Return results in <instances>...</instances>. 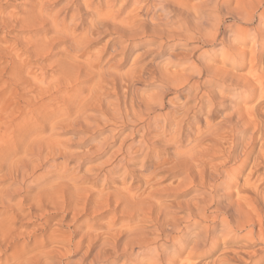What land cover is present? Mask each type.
Returning a JSON list of instances; mask_svg holds the SVG:
<instances>
[{"label":"bare ground","instance_id":"1","mask_svg":"<svg viewBox=\"0 0 264 264\" xmlns=\"http://www.w3.org/2000/svg\"><path fill=\"white\" fill-rule=\"evenodd\" d=\"M29 1L28 8L19 18L10 12L0 11V31L5 32L15 26L29 27L38 31L37 36L13 44H7L9 40L1 37L0 60L10 64L14 73L27 75L20 78V86L43 82L40 73L37 75L32 69L36 67L43 71L42 76L46 69L39 61L46 60L48 66L63 76L65 84H71L78 91L73 93V97H67L68 101L59 105L54 114H49L50 121L45 119L48 111L43 114V121L33 122L32 127L29 121L23 122L30 133L32 128H36L38 136L48 131L39 138L32 139L27 135L26 145L17 146L19 144L16 143L12 146V138L10 142H5L1 133L0 142L9 143V149L7 156L0 154L4 156L0 171L4 170V176L9 177L10 183L0 189V206L3 208L0 213L10 207L12 219L20 215L43 218V223L36 230L41 235L48 228L46 222L50 215L61 212L59 222L65 223V217L71 213L73 228L58 234L54 233L57 228L53 226L47 238L34 239L37 251L30 255L32 249L19 246L16 228L6 224L2 217L0 264H174L176 257L185 251L186 261L198 252L203 257L208 256L217 250L220 239L229 244L223 245L211 259L206 256L205 260H201L202 257L196 256L194 260L180 264H242L254 256L261 263L264 260V178L256 172L264 166V103L261 105L258 96L257 104L252 106L249 114L246 113L247 116L233 111L238 104L237 99L245 98L241 88H248V85L241 78L231 75L232 72L216 71L204 61L208 53L231 55L238 41L250 40L253 46L250 51L255 55L264 52V0H194L197 2L193 4H188L187 0H66L65 7L59 8V4L56 7L58 10L50 4L53 0ZM87 14H90L89 18H85ZM107 32L114 34L111 36L113 39L125 38L129 43H122V40L115 42L105 57H100L101 53L97 57L95 54L94 57L91 54L88 56L89 44ZM206 45L211 46L210 50L199 52ZM138 49L144 51L135 52ZM128 50L135 52L133 57L131 53L127 55ZM149 51L153 52L151 61L137 66V59ZM118 53L122 54L119 58L116 57ZM236 56L232 54L229 57L234 64L241 59ZM125 62L130 65L121 71ZM171 65L183 66L179 73H175L169 71ZM147 76L160 87L159 93L144 95L135 87L138 80ZM12 81L18 86L16 78ZM51 83L53 86L54 83ZM47 89L49 87L37 90V95L22 102L18 108L14 102H8L9 105L4 103V108L15 107L22 111L30 105L24 118L30 109L39 112L41 107H46L40 101L44 93L49 92ZM170 89L191 95L194 107L187 106L185 102L174 106L172 97L168 100L171 109L161 112L165 93ZM109 91L115 95L114 101L107 100ZM262 91L264 93V87ZM52 95L48 94L49 97ZM226 100L233 103L232 111L228 113L224 110ZM93 106L102 109L105 123L110 121L133 126L136 123L137 128L133 127L128 135L121 138L115 150L106 155L102 163L83 167V173H80L77 168L66 166L65 159L71 152L61 147L54 136L66 125L80 122L92 129L93 125L88 120L93 117L88 112ZM191 113L199 115L194 117L204 123L202 129L200 126L192 128L196 121L193 123L190 119ZM57 115L58 118L53 119ZM190 121L192 124L186 125ZM104 122L100 120V124ZM184 126L186 132H193L194 137L188 138L183 133ZM18 137L22 139L20 135ZM205 137L211 139L209 146L220 158L217 163H209L200 153L199 146ZM154 138L171 147V163L186 167L182 178L204 188L202 194L194 190L196 193L186 199L182 207L186 213L182 216L167 204L153 202L151 194L145 196L141 191L133 194L130 191L132 186L125 190H108L103 184L110 180V176H119L124 183V176L132 171L130 166L136 163L147 176L155 177L156 169L169 160L156 156V163L145 165L146 157L156 143ZM93 145L88 148V153L98 151L104 154L109 144L101 140ZM58 158L62 159L61 165L55 163ZM31 190H35L33 194H23ZM14 193L20 196L15 205L10 203ZM232 194L235 195L233 199ZM24 199L28 201V211L25 212ZM108 210L127 214L126 222H133L118 228L110 220L100 233L95 232L91 224L83 227L81 222L78 223L84 215ZM46 246L50 247L47 251ZM8 249H12L9 254L6 253ZM52 252L58 257L57 260L54 258L56 261L48 256ZM67 253H79V257L75 262H62Z\"/></svg>","mask_w":264,"mask_h":264},{"label":"rangeland","instance_id":"2","mask_svg":"<svg viewBox=\"0 0 264 264\" xmlns=\"http://www.w3.org/2000/svg\"><path fill=\"white\" fill-rule=\"evenodd\" d=\"M29 2H30L29 0H0V11L2 13H7V12L9 13L10 12V14H13L15 16L18 15V18H19V17L23 16V14L25 13V10L29 6ZM192 2H197V1L187 0L188 4H191ZM50 4L54 6V9L58 10L59 8H64L65 7L66 0H56V1L53 0V2L50 1ZM59 4L61 5V7L56 8V7L60 6ZM115 8H117V5H115ZM89 17H90V14L85 15V18H89ZM37 33H38V31L36 29H33V28L15 26V27H9L7 29V31H5V32L4 31L3 32L0 31V38L5 36L7 38V40H9V41H7V44H11V43L13 44L15 42H19V41L24 42V41H27L29 39H32L33 37H35V35ZM39 35H41V34H39ZM101 35L96 38L97 40L95 39L89 44V47L87 48V51L89 50L88 51L89 53L86 51V54H88V56L92 55V57H94V54H95V57H97L101 53L100 57L102 55H103V57H105V55L110 50V46L114 45L115 42L117 43V41H121L122 40V43H124V42L127 41L125 38H119V37L113 39L112 37L114 36V34L110 33V32H107V33H104V34H101ZM132 42H131V44H132ZM135 42H138V40L135 39ZM127 43H129V41H127ZM235 44H234V49L233 50H235V48H236V50L232 51L231 53L234 54V55H237L236 57L240 56L239 58H241L242 61H241V59H239L240 60L239 63L236 62V64H234L232 59L229 58L232 54L229 55V56L226 55L228 57L226 59L225 55H222V54H220L218 52H216L215 54L208 53V56H207V58H206V60L204 62L208 66H211L216 71H224L225 70L227 72L229 71V73L232 72V73H230L231 75H234V77H236L238 79L241 78V81L244 80L243 82L248 85V86L246 85L248 88H241L242 95L245 98L241 97V98H239V101L237 99L238 104L235 105L236 108L234 107L232 109L231 105L233 103L230 100H226V102H225L226 105H225V108H224L226 113H228V112H230L232 110L233 111L236 110V112H238V113L242 112V114H241L242 116H247V114H249V112L252 111L251 108L254 107L253 105L257 104L256 102H257L258 98H259V100L262 101L261 105L264 103L263 102L264 101V96H263L264 93L262 91V89L264 87V69H263L264 68V66H263L264 64H261V63H263L262 61H264V52L261 53V55L260 54L259 55H257V54L255 55L254 52L250 51L252 49V47H253L252 46V42L250 40L249 41L248 40L240 41V42L238 41ZM249 44H251V45H249ZM153 46L154 45H152V47L151 46L150 47L153 48ZM210 48H211V46H208V45H206L205 47L203 46L202 50L200 49L199 52L200 51H209ZM101 49H103V50H101ZM106 49H107V51H106ZM237 50H239L240 53ZM140 51L143 52L144 49H142V50L138 49L135 52L140 53ZM135 52H132L131 50L130 51L128 50L127 55H129L131 53L130 55H132L131 57H133V54ZM152 53L153 52L149 51L147 53H144L145 56L142 55L141 57H139L137 59V66L140 67V66H142V64L144 65L145 63L150 62L151 61L150 59L152 58V55H153ZM241 53H242V56H241ZM250 54H252V56ZM120 56H122V54L118 53V55L116 57L119 58ZM223 59H226V60H223ZM1 62H2V60H0V63ZM39 63L41 65H45L46 66V67L44 66V68L46 69L45 70L46 71V73H45L46 75L43 74V75H45V77L43 75L41 76V73L43 71H40L39 69H36V67L33 68L32 71L35 72L37 75H39V73H40L39 77L40 78L43 77L44 81L35 84L36 86L35 85H32V86L21 85L22 87L20 86L19 83H21V81H22L21 79H23L22 76H27V75L25 73H22V74H19V73H16V72L14 73L13 70H12L13 67L9 66L10 64H8L7 62H4V63L2 62L0 64V75H1L0 76V116H2V117H0V136L2 134L4 135L3 138H4L5 142H8V140L10 142V140H11L10 138H12V140L10 142V143H12L11 144L12 146L14 144L17 145L16 143L19 144L17 146L26 145V141L28 140V138L37 139V138H39V136H42L41 134L44 135L45 133H48V131L47 132L44 131L42 133H39V136H38V132H36L38 130L36 128L35 129L32 128V131L30 133V131H28V129H27L28 126H27L26 123L29 121L28 123L32 127V125H34V123L43 121V119H44L43 114L47 113L49 111V113L46 114V118H45L46 121H48L49 117H50L49 114L50 113L54 114L55 111H56V108L59 105L63 104V102H67L68 98H70L73 95L74 92L78 91V89L72 87L71 84L70 85L69 84H65L64 83L65 79L63 78V76H61L60 73H57L52 66H48L49 62H47L46 60L45 61H41L40 60ZM126 63L127 62H125L124 63L125 64L124 67H122L120 69L121 71L127 69V66L130 65V63H128V64H126ZM182 66L183 65H176V66L171 65V66H169V71L170 72L179 73L178 71H181V69H182L181 67ZM37 70H39L40 72L39 71L37 72ZM15 78H16V80H18L17 81V85L18 86H15V84H12L10 82L13 79L15 80ZM59 81H60V83H58ZM149 81H151V82H149ZM51 82L54 83L53 86H52ZM152 84H154V85H152ZM249 84H250V86H249ZM63 85H65V87ZM155 85H157V83L152 78H150L148 76L146 78H142V79L138 80V82L135 83V87L138 89V91L140 93H142L144 95H146V94L147 95H155V94L159 93L160 87L158 85L157 86H155ZM46 86L49 87V89H47L49 92L48 93H44L45 95H43V100H41L40 102L43 103V105H46L47 108L44 107V108H46L44 110V108L41 107L40 110L42 112L39 111L41 113H39L38 110L36 111L38 114L35 111H33V110L31 111V109H30V112H32V113L27 111V115L24 118L25 112H26V110H28L30 108V105H28V106H26L24 108L25 111L24 110L20 111L19 109H16V108H18V106L22 102H27L32 96L37 95V92H36L37 90H39V89L40 90H45L47 88ZM79 86H81V85L79 84ZM16 87H17V90H15ZM249 87H251V88H249ZM18 89L20 90V92H19ZM243 89H244V92H243ZM60 90H62V91H60ZM10 91L12 93H10ZM21 91H24L25 94H24V92H21ZM175 92H177V93H175ZM21 93H22V95H21ZM49 93H52L53 95L51 97H49L48 96ZM107 93H109V95H107V100L110 99L109 101H114L115 95L113 94V92L109 91ZM15 94H16V97H15ZM5 95H7V96L5 97ZM174 96L177 97V98L175 97V99H174L175 102L173 100ZM113 97H114V99H113ZM171 98H172L174 106H179V104L181 105L183 102H185V104L187 106H191V107H194V104H195V101L193 100V97L191 95L188 96L187 94H185L184 91H182V93H181V92H178V91H176L174 89H170V90H167L166 93H165L164 103L166 105L164 104V107L161 110V112H166L169 109H171L170 104H168L169 103L168 100L171 99ZM8 102L9 103L10 102L16 103L17 104L16 108L15 107L13 109L4 108V105L6 103H7V105H9ZM49 102H50V104H49ZM176 103H177V105H176ZM51 107H52V109H51ZM94 107H96V106H93V107H91L92 109H89L88 113L91 115L90 117H93V118H91L92 121H91L90 118H89L90 120H88V121H89V123L91 122L93 127H96V128L93 129V127H92V129H91V127H87L86 125H84L83 122H80V123L73 124V126L72 125H66L63 129H59L57 131L58 134H56V136H54V138L59 140V142L61 144V147H63V148L66 147V149L71 152V154H69L68 157L65 159L66 164H67L66 166L68 168H71V167H73L74 169L77 168V170H79L80 173L82 172L81 170L84 169L83 167H87V166L91 167L92 165H93L92 167H94L99 162L102 163L106 159V155H109L110 152L115 150V148L118 146V143H119L120 139L124 138L126 135H128V133L131 132V129L133 127L137 128V124L136 123H135L134 126L133 125H128V124H127L128 125L127 126L126 124H121V123H110V121H109V124H108V121H107V123H105L102 120V117H103L102 109L100 107H96V108H94ZM227 107H228V109H227L228 111L226 110ZM262 107L264 108V104L262 105ZM31 108H33V106ZM49 108H50V110L52 112L49 110ZM98 108H100V109H98ZM8 111L9 112L12 111V112H10V116H9V112ZM29 115H31L30 116L31 118H29ZM32 115H34V116H32ZM99 115L101 117H97ZM40 116H41V118H39ZM194 116H199V115H197V113H195L194 115L191 113L190 119L192 118L193 123L196 121L194 123L195 125L193 124L194 127L192 126V128L195 129L196 126H200V128L202 129L203 126H204L203 125L204 123L199 121V120H197ZM35 117H37V118H35ZM263 117H264V113H263ZM56 118H58V115L55 116L53 119H56ZM96 118H98L97 120H99L98 121L99 123L96 121ZM32 119H33V121H32ZM100 120H101V122H104V124L103 123L100 124ZM13 122H15L14 125H13ZM23 122H26V123H23ZM187 124H188V126H189V124L191 125L192 121L187 122L186 125ZM185 127L186 126H184V129H185ZM13 128H15V129L13 130ZM23 129H25L27 131H22ZM120 129L122 130V132H121ZM110 130H111V132H110ZM33 132H36V134L33 133ZM183 133H185L187 135V137L189 136L188 138L194 137V136H192L193 132H191V131L190 132H186V129H185V132H183ZM30 134H32V135H30ZM152 134L154 135V132L152 133V131H151V135ZM19 135L22 138L20 140H19V137H18ZM24 135H26V136H24ZM27 135L30 136V137H28ZM112 135H114V136H112ZM186 135H185V137H186ZM104 136L105 137L107 136V137L103 138ZM136 137H138V135H136ZM107 138H109V139H107ZM129 138H130V136L128 137V139L126 141H128ZM154 139H152V140H154ZM101 140H102V142H106V143L109 144L107 147H105L106 150H105L104 154L103 153L100 154V152H98V151H96V152L98 154H100V155H98L95 152L91 153V154L87 152L88 148L94 147L95 145H93V144L98 143ZM0 141H2V140H0ZM186 141L187 140H185V143H186ZM210 141H211V139H209L208 137H205V138L202 139V141H201L202 143L199 146L200 153L202 154L203 158L206 161L207 160L209 161V163H217L220 160V158L218 157L217 153H215V151L212 148H210V146H209ZM5 142H3V144H2V142H0V154L1 153H5V155L7 156L6 152L9 149L7 147V146H9V143L6 144ZM22 142H25V143H22ZM157 143L160 144V146L156 145ZM4 144H6V145H4ZM170 149H171V147L169 145H165L163 143L161 144L160 141L156 140V143L154 144V147H153V150H152L153 152L151 151L150 154L146 157L145 165L150 164V163H156V162H154V160L156 161L158 156H159L158 158L161 157L162 160L164 158H168V160H169L166 163H164L162 166L160 165V168L158 167L156 169L157 171L155 172L156 173L155 177L147 176L146 172H144L143 170H142L143 171L142 172L141 171L142 168H140V165L136 163L137 165L136 164L135 165L132 164V166L133 165L134 166L133 167L130 166V171L131 170L132 171L130 173H128L126 176H124V180H123L124 183L120 181L119 176H118V178L114 177V176L113 177L110 176V180L104 182L103 184H106L105 187L106 188L108 187V190H112L114 188L119 189V190H122V189L125 190L126 187L128 188V187L132 186L130 191L131 192L133 191L132 192L133 194L136 193V192L138 193L139 191L144 192L145 196H148V195L151 194L152 195L151 200L153 202L167 204L171 209L175 210L177 215L182 216L183 213L184 214L186 213L185 210L182 208V207H184L186 199H189L190 197H192L196 193L194 190H198V193L202 194L203 191H204V188L201 187L200 185L195 184V183H190L189 181H186L185 179L182 178V177H184V175L186 173V170H185L186 167H184V165L180 167V165L178 166L176 163H171V159H172L171 152H172V150H170ZM212 150H213V152H212ZM2 151H4V152H2ZM169 152H170V154H168ZM82 154H84V155H82ZM95 154H97V155H95ZM152 154L155 155V156H153ZM156 154H158V155H156ZM18 155H20V152L18 153ZM3 158H4V156L0 155V159H1L0 161H2V162H0V164L3 163ZM50 162H52V161H50ZM61 162H62V159L58 158L55 163H57L58 165H61ZM170 164H173V166L172 165L170 166ZM41 171H38V173L41 172ZM256 174H262V177L264 178V166L260 167L257 170ZM183 180H185L184 183H183ZM87 181H89V179ZM9 183H10V179H9L8 176H4V170L2 169L0 171V186H1L0 189L3 190V188L8 186ZM98 183L100 184L101 181H99ZM142 184L144 185V188H143ZM124 186H125V188H124ZM136 186H138V188H135ZM145 187H147V188H145ZM231 188H234V187H231ZM132 189H134V190H132ZM142 190H144V191H142ZM34 191L35 190H31V191H28V192H24L23 194L30 195V194H33ZM231 193H232V191H231ZM153 196H155L156 198H154ZM19 197H20L19 194L13 195V198L11 199L10 203L15 205L17 203V200H18ZM231 197L230 198L233 199V197H235V195L232 194ZM23 202H24L23 203V209H24L23 212H25L27 210L26 203L28 201H26V199H24ZM2 209L3 208L0 206V211ZM7 209H9V210L7 211ZM210 210H208V213H207L209 217L211 216V215H209L210 214ZM11 211H12V208H10V207L8 208L7 207L6 211L4 213H2V212L0 213V219L3 217L2 219H3V221L6 224H10V225L12 224V226L14 228H16V233L19 234V241H18L19 242L18 243L19 246L26 247L25 249H28V250L32 249V251L30 252V255L34 254L37 251V248H35L36 247V243L34 242V239L42 240V239L47 238V235L50 234V231L54 229L53 226H55V228H57V231L54 230L55 231L54 233H58V234H61L62 232H66L69 229L73 228V222L70 221L72 214L68 213V216L65 217V221H64L65 223H62V222H59V219L61 217V212H59L56 215H50L48 217V222H46L47 223L46 226L48 228L41 235L40 232H37L36 230H37L39 224L43 223V221H44L43 218L39 217L40 218L39 219V218L35 217L34 215H27L26 217H22L20 215L19 217L15 218V219H12L13 217H11L12 216ZM50 211H52V210H50ZM46 212H49V211H46ZM126 216H127V214H126ZM126 216H125V214H123V213H121L119 211H118V213H115V212H113V210H111V211L108 210V211H104L103 213L99 212V213H93V214L90 213L89 215L88 214L84 215L83 217H81L78 220L79 221L78 223L81 222L80 224L82 226L91 224V225H93V228H94L95 232H99L100 233V232H103L105 230V226L107 225L108 221H110V220L114 221L115 225H118L117 226L118 228H120L122 224H126V223L130 224V223H132L133 222L132 220L126 222V220L128 219ZM7 219H9V220H7ZM8 222H10V223H8ZM68 222H70V223H68ZM146 223H147V225L150 224L148 222H146ZM35 232H36V234L34 235ZM219 243H220V244H218L219 248L217 247L216 251H214L213 253L209 254L208 256L205 255V257L207 256L208 259H211L212 257L215 256V254L220 252V250L223 248V245H228L229 244L227 242L224 243V241L222 239H220ZM49 249H50L49 246L45 247L46 251L49 250ZM11 250L12 249H8L6 253L9 254L11 252ZM79 253H74V254L67 253L66 255L63 256V259H62L63 261L62 262H67V261L75 262L77 260V258L79 257ZM54 254L55 253L52 252V253L48 254V256L53 261H56L57 260L56 258H58V257H57V255H54ZM199 254H201V252L200 253L198 252V253H196L194 255H190V259H188V261H186L187 251H185V252L181 253L178 257H176L177 259H176V262L174 264H180V262L187 263L189 261L194 260V258L196 256L197 257H202L201 260H205V257H203V256H201ZM262 263H264V260L263 261L261 260V263H260V262H258V258L256 256H254V257H252L250 259H246L244 262H242V264H262Z\"/></svg>","mask_w":264,"mask_h":264}]
</instances>
